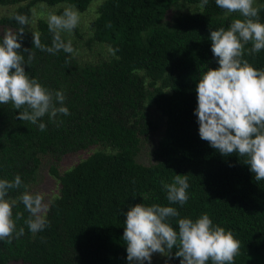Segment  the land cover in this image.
I'll list each match as a JSON object with an SVG mask.
<instances>
[{"label": "trees", "instance_id": "trees-1", "mask_svg": "<svg viewBox=\"0 0 264 264\" xmlns=\"http://www.w3.org/2000/svg\"><path fill=\"white\" fill-rule=\"evenodd\" d=\"M91 2L0 0V8L9 9L0 15V36L21 27L15 15L28 17L21 45L34 58L25 71L62 91L70 113L55 120L46 114L32 124L20 121L11 103L0 105V179L21 177V187L8 196L18 201L14 216L23 213L17 230L24 228L10 244L0 241V264H128L124 221L137 203L175 207L179 216L170 222L177 231L179 219L206 213L240 241L234 264H264V180H255L245 157L223 156L202 140L195 114L199 77L219 66L210 31L227 28L239 14L215 0L203 7L202 0H102L85 24L80 14ZM69 7L79 22L61 38L75 52L33 46V33L52 46L49 17ZM259 19L264 23V7ZM251 47L245 45L243 58L264 69V50L250 55ZM87 151L59 171L65 157ZM44 170L57 183L48 198L40 193ZM178 174L189 183L183 206L169 204L161 183ZM25 191L43 198L38 215L48 223L42 231L25 224L30 213L19 202ZM175 251L169 264H180Z\"/></svg>", "mask_w": 264, "mask_h": 264}, {"label": "clouds", "instance_id": "clouds-1", "mask_svg": "<svg viewBox=\"0 0 264 264\" xmlns=\"http://www.w3.org/2000/svg\"><path fill=\"white\" fill-rule=\"evenodd\" d=\"M208 0H202L201 6ZM216 5L227 13H238L227 27L210 31L211 51L217 59L218 67L208 68L196 86L197 107L195 114L199 124V136L223 156L237 154L245 157L243 163L250 166L255 180H264V69H257L244 59L245 45L251 43L248 54L264 50V23L259 19L262 6H254L255 0H215ZM21 27L8 30L0 36V105L11 103L19 110L18 119L32 124L46 114L55 120L58 114L69 115L64 106L65 94L49 90L37 79L30 77L25 65L31 64L34 53L23 48L24 26L29 24L27 16L18 14L13 17ZM79 22V14L69 7L61 15H51L49 30L53 32L51 47L43 45L33 33V46L55 54L75 52L71 42L65 43L61 32H71ZM22 53H28L25 61ZM67 63V61H66ZM57 104L60 106L57 107ZM22 109V111H21ZM41 131L46 129L39 123ZM169 204L183 206L189 199L188 178L176 175L172 183H164ZM22 180L16 175L14 180L0 179V241L11 243L12 239L24 234V228L17 230V221L23 213L13 209L18 201L8 196L9 190L19 189ZM42 196L25 191L19 202L30 213L25 221L28 229L36 233L47 226V220L38 215L41 210ZM143 199H147L144 196ZM179 212L172 206L137 203L126 212L123 241L127 245L128 264H151L154 253L171 258L180 264H234L239 254L240 241L231 230L213 225L208 214L197 219L181 218L178 231L171 224V218ZM166 264L168 262L166 261Z\"/></svg>", "mask_w": 264, "mask_h": 264}, {"label": "rangeland", "instance_id": "rangeland-1", "mask_svg": "<svg viewBox=\"0 0 264 264\" xmlns=\"http://www.w3.org/2000/svg\"><path fill=\"white\" fill-rule=\"evenodd\" d=\"M101 2H102V0H92L88 10H86L85 12L80 14L81 16H83L85 24L90 22V20L92 18H94L95 9H96L97 5L99 3H101ZM8 11H9L8 8H2V9L0 8V15L6 13ZM89 152L90 151H87V152H84V153L78 154V155L65 157V160L58 165L59 171L61 172L63 169L69 167L70 165L73 164V162L77 161L79 158L87 156V154ZM41 178H42L41 179V184H40V193H41V195L43 197L44 196L45 197H47V196L51 197L56 191V186H57L56 184L57 183H56L55 177L50 175L47 170H44L41 173ZM166 261L169 264L170 258L166 257V256H163V255H161L159 253H154L153 256H152L151 264H166ZM144 264H148V262L145 261Z\"/></svg>", "mask_w": 264, "mask_h": 264}]
</instances>
